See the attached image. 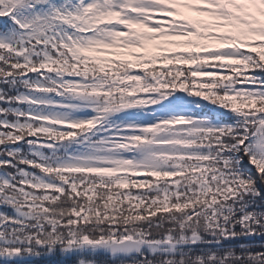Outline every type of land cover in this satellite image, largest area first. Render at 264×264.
I'll list each match as a JSON object with an SVG mask.
<instances>
[{"label":"snow or ice","instance_id":"snow-or-ice-1","mask_svg":"<svg viewBox=\"0 0 264 264\" xmlns=\"http://www.w3.org/2000/svg\"><path fill=\"white\" fill-rule=\"evenodd\" d=\"M0 20V264H264V0Z\"/></svg>","mask_w":264,"mask_h":264},{"label":"trees","instance_id":"trees-1","mask_svg":"<svg viewBox=\"0 0 264 264\" xmlns=\"http://www.w3.org/2000/svg\"><path fill=\"white\" fill-rule=\"evenodd\" d=\"M0 24H2V20H0ZM205 111H207V109H205ZM63 258H54L52 261H48V260H45V261H41L39 262V264H60V261H62ZM68 264H71V262H68Z\"/></svg>","mask_w":264,"mask_h":264}]
</instances>
